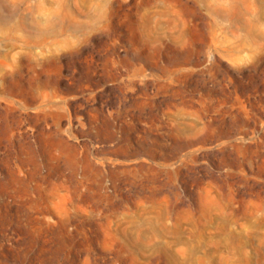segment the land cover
I'll use <instances>...</instances> for the list:
<instances>
[{
    "label": "rangeland",
    "instance_id": "1",
    "mask_svg": "<svg viewBox=\"0 0 264 264\" xmlns=\"http://www.w3.org/2000/svg\"><path fill=\"white\" fill-rule=\"evenodd\" d=\"M0 264H264V0H0Z\"/></svg>",
    "mask_w": 264,
    "mask_h": 264
}]
</instances>
